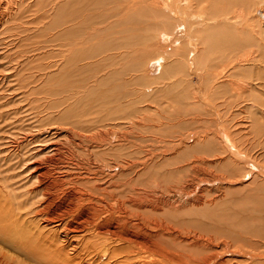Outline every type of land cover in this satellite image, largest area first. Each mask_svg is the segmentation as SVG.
Masks as SVG:
<instances>
[{"label": "rangeland", "instance_id": "1", "mask_svg": "<svg viewBox=\"0 0 264 264\" xmlns=\"http://www.w3.org/2000/svg\"><path fill=\"white\" fill-rule=\"evenodd\" d=\"M172 1L26 0L18 5L14 18L0 27V188L24 198L26 189L36 187L26 171L30 163L20 164L10 144L41 128L48 132L42 145L57 143L79 160L90 158L92 171L117 164L119 154L128 163L135 158L133 169L114 170L122 182L154 185L159 193L194 184L189 198L181 196L185 203L179 193L173 200L186 205L184 210H166L165 218L214 235L230 264H264V175L259 171H264V50L261 66H245L228 77L241 84L262 77L251 92L232 90L217 79L212 89L211 80L189 74L199 47L205 50L200 66L211 69L212 55L220 70L228 63L224 54L245 55L244 40L263 41L257 10L263 5L260 0L258 7L242 0L199 3L194 12L206 7L202 15L215 19H202L197 27L189 15V33L205 45L194 40L192 56L181 20L188 14L171 8ZM218 1L222 7L213 10ZM54 91L60 94V114ZM104 139L113 144H102ZM35 144L22 156L31 158ZM199 194L206 204L191 203ZM0 243L2 251L28 261Z\"/></svg>", "mask_w": 264, "mask_h": 264}, {"label": "bare ground", "instance_id": "2", "mask_svg": "<svg viewBox=\"0 0 264 264\" xmlns=\"http://www.w3.org/2000/svg\"><path fill=\"white\" fill-rule=\"evenodd\" d=\"M24 1L26 0H0V27L14 18L18 5L20 6ZM204 1L186 0L184 5L183 2L179 3L181 1L173 0L168 4L171 8L188 14L186 19L181 18V20L185 25L184 31H188L187 36L193 43L192 56H194L195 50L197 51V45L194 43L196 36L193 38L189 33L191 29L186 20L190 17L196 19L197 22L194 24L201 27L203 22L200 21L202 19L208 23H210V19H215L206 18L205 15H202L206 7L198 10L197 13L194 12L196 6ZM242 1L248 2L247 4L250 3L249 5L259 6V0ZM260 1L263 6L261 5L262 7L257 9L258 20L259 24L263 26L264 0ZM211 4L214 3L211 2ZM215 6L222 7V4L218 1L212 6L213 10H215ZM228 18V16L225 17V19ZM233 22L235 24L241 23L236 18ZM257 38L251 36L247 40L248 42L244 40L241 47H247V51H245L248 53L245 52V55L243 53V55L235 56L234 52L224 54L222 58H226L228 63L225 67L222 66L220 70L216 69L218 65L212 55L209 59V63L212 65L211 69L200 66L198 59L204 55L205 50L202 52L199 47L197 59L193 62V71H190L189 74L191 76L197 75L204 81L211 80L210 87L212 89L220 82L222 85H228L232 90L251 92L262 85V77H258L257 81L259 82L247 81V83L242 84L236 80L228 79V77L233 76L236 70L243 69L245 66L255 67L257 64L259 67L262 65L263 60L260 59V56L263 53H260V50H264V40ZM199 40H195V42L200 43L199 46H201V41L204 42V40L202 38ZM202 57L204 62L206 55ZM200 59L202 58L200 57ZM226 72L230 73L226 74ZM215 79H217L216 84ZM52 97L55 98L54 108L60 114V94L54 91ZM69 123H74V121ZM40 129L35 133L31 132L33 134H25L10 144L15 150V155L19 157L20 164L30 163L27 166L29 170L26 171L32 172L31 178L36 180V187L26 189L23 193L25 194L24 198H19L18 193L14 190L11 192L4 186L0 188L1 242L5 246V243L10 245V249H14L17 253L22 252V254L27 255L28 261L18 255H9L2 251L3 247L0 246L1 255L6 257L4 259L0 255V264H12L10 262L4 263V260L11 261L13 259L16 260V264H230V260L224 257L214 235L205 234L204 231L199 232L196 228L194 231L181 228L179 223H175L172 219H167L164 216L166 210L176 209L179 211L182 206H186L184 204L181 206L177 201L174 203L173 200L177 198L176 195L179 193L178 197L185 203L186 198L184 197L188 195L191 191L188 189L193 188L194 184L190 187V182H186L187 184L180 188L181 191L173 190L175 188L172 187L173 189H164L165 191L159 193L154 185L149 188H142L143 185H141L140 188L133 181V183L131 181L122 182L114 178V170L125 169L126 165L129 169H133L137 165L135 158H132L131 162L128 163L123 154H119L120 159H118L117 164H109V166L103 164L104 169L106 168L105 171L98 168V170L92 171L93 163L90 158L87 161L79 160L74 152L65 151L63 146L57 143L42 145L45 140L40 138L47 135L48 132L40 131ZM105 140L102 142L104 145ZM35 142L36 146L32 149H35L36 153L31 158L26 159L27 157L22 156L23 151L27 145H32ZM105 142L109 143V146L113 144V141L108 139ZM96 146L100 147L98 142ZM41 157L43 159H40ZM136 159L138 160V158ZM92 161L94 162V160ZM203 162L205 163L204 160ZM256 165L259 166L257 163ZM84 168L85 171L80 170ZM259 171L262 173L261 175H264L262 168ZM3 178L7 179L6 177ZM1 180L2 177H0ZM129 182L131 186L125 187L126 183ZM189 197L190 195H188ZM200 197H196L191 203L197 206L206 204L207 201L202 200V195ZM190 200L192 199L190 198ZM188 202L187 199L186 204ZM210 202L212 204L213 199ZM182 210L184 209L182 208L181 212ZM160 213L161 216H159Z\"/></svg>", "mask_w": 264, "mask_h": 264}]
</instances>
